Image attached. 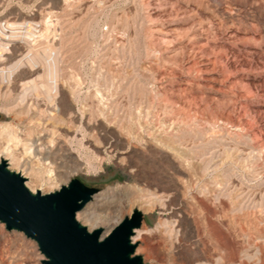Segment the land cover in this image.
<instances>
[{"label": "rangeland", "instance_id": "rangeland-1", "mask_svg": "<svg viewBox=\"0 0 264 264\" xmlns=\"http://www.w3.org/2000/svg\"><path fill=\"white\" fill-rule=\"evenodd\" d=\"M48 11L38 66L4 62L0 159L33 192L97 186L89 229L141 209L145 264H264V0H0ZM43 258L0 222V264Z\"/></svg>", "mask_w": 264, "mask_h": 264}, {"label": "water", "instance_id": "water-1", "mask_svg": "<svg viewBox=\"0 0 264 264\" xmlns=\"http://www.w3.org/2000/svg\"><path fill=\"white\" fill-rule=\"evenodd\" d=\"M98 191L74 176L54 190L33 192L25 176L0 159V222L34 239L45 264H145L132 240L141 209L134 207L104 235L102 226L89 229L76 218Z\"/></svg>", "mask_w": 264, "mask_h": 264}, {"label": "built area", "instance_id": "built-area-1", "mask_svg": "<svg viewBox=\"0 0 264 264\" xmlns=\"http://www.w3.org/2000/svg\"><path fill=\"white\" fill-rule=\"evenodd\" d=\"M54 20L52 12H44L43 16H24L22 18L0 16V81L8 82L13 77L12 68L4 62L16 51L18 57H29L34 67L38 62L33 51L42 47L47 38L45 24ZM33 50V51H32ZM28 62V61H27Z\"/></svg>", "mask_w": 264, "mask_h": 264}, {"label": "bare ground", "instance_id": "bare-ground-1", "mask_svg": "<svg viewBox=\"0 0 264 264\" xmlns=\"http://www.w3.org/2000/svg\"><path fill=\"white\" fill-rule=\"evenodd\" d=\"M76 213H78V212H76ZM140 228H141V227L136 228L135 231L137 232V230H139ZM104 233H105V229L103 230L102 235H104Z\"/></svg>", "mask_w": 264, "mask_h": 264}]
</instances>
